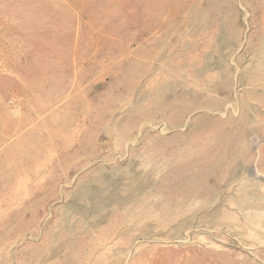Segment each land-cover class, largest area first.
Segmentation results:
<instances>
[{"label": "rangeland", "instance_id": "rangeland-1", "mask_svg": "<svg viewBox=\"0 0 264 264\" xmlns=\"http://www.w3.org/2000/svg\"><path fill=\"white\" fill-rule=\"evenodd\" d=\"M0 264H264V0H0Z\"/></svg>", "mask_w": 264, "mask_h": 264}, {"label": "bare ground", "instance_id": "bare-ground-1", "mask_svg": "<svg viewBox=\"0 0 264 264\" xmlns=\"http://www.w3.org/2000/svg\"><path fill=\"white\" fill-rule=\"evenodd\" d=\"M163 85V84H162ZM155 92V91H154ZM154 95V94H153ZM157 95V94H156ZM141 186H143L144 187V185H145V183H141L140 184ZM89 195V194H88ZM162 195V194H161ZM246 196V195H245ZM262 196V195H261ZM113 197V196H112ZM112 199V198H111ZM210 200V199H209ZM140 201V200H139ZM103 203V202H102ZM110 203V202H109ZM133 203V202H132ZM103 206V205H102ZM105 206H106V204H105ZM197 206V205H196ZM135 207V206H134ZM90 208V207H89ZM131 211V210H130ZM258 213V212H257ZM261 215V214H260ZM253 216V215H252ZM164 217V216H163ZM260 217H262V216H260ZM226 219V218H225ZM251 220V219H250ZM255 222V221H254ZM237 223V222H236ZM255 224V223H254ZM70 235V234H69ZM69 237V236H68ZM260 241V240H259Z\"/></svg>", "mask_w": 264, "mask_h": 264}]
</instances>
